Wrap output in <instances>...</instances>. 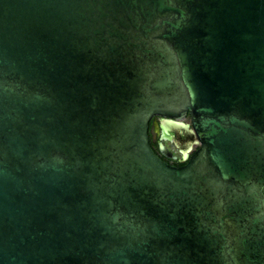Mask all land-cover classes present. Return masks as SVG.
Here are the masks:
<instances>
[{
  "label": "water",
  "instance_id": "obj_1",
  "mask_svg": "<svg viewBox=\"0 0 264 264\" xmlns=\"http://www.w3.org/2000/svg\"><path fill=\"white\" fill-rule=\"evenodd\" d=\"M0 264H264V0H0Z\"/></svg>",
  "mask_w": 264,
  "mask_h": 264
},
{
  "label": "flooded vegetation",
  "instance_id": "obj_2",
  "mask_svg": "<svg viewBox=\"0 0 264 264\" xmlns=\"http://www.w3.org/2000/svg\"><path fill=\"white\" fill-rule=\"evenodd\" d=\"M160 121V117H155L150 122L151 144L153 149L160 155L161 158L170 164L184 166L199 146L197 144L193 145L191 150L188 152V157L183 156L173 141L165 135L160 128H158ZM185 123H190L189 115L185 120Z\"/></svg>",
  "mask_w": 264,
  "mask_h": 264
}]
</instances>
